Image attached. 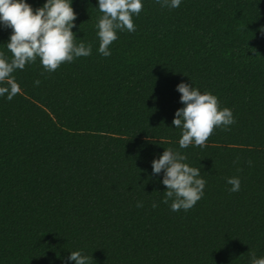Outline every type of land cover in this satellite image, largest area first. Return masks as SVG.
Masks as SVG:
<instances>
[{
  "label": "trees",
  "instance_id": "trees-1",
  "mask_svg": "<svg viewBox=\"0 0 264 264\" xmlns=\"http://www.w3.org/2000/svg\"><path fill=\"white\" fill-rule=\"evenodd\" d=\"M25 2L35 10L46 0ZM142 4L136 31L118 32L104 57L98 0H72L75 43L92 54L51 73L37 57L12 74L21 93L0 96V264H75L73 251L89 264L264 257V0ZM12 32L0 23L9 61ZM182 82L233 111L236 123L215 128L203 149L180 148L172 123L185 107ZM165 149L207 181L188 211L162 202L164 174L153 175L152 161ZM230 177L240 191L229 192Z\"/></svg>",
  "mask_w": 264,
  "mask_h": 264
},
{
  "label": "clouds",
  "instance_id": "clouds-1",
  "mask_svg": "<svg viewBox=\"0 0 264 264\" xmlns=\"http://www.w3.org/2000/svg\"><path fill=\"white\" fill-rule=\"evenodd\" d=\"M182 0H157L161 7L178 8ZM98 9L103 14L96 25L97 36L100 40L99 53L110 56V45L118 39V32L127 30L135 32L136 26L133 16L139 15L143 9L142 0H98ZM77 14L69 0H46V3L33 10L25 0H0V23L5 28L13 30L7 43L12 54L9 61L0 52V96L7 94L11 101L21 93L19 84L12 75L16 70H23L26 64L35 63L40 58L43 68L51 73L65 62H72L74 58L88 57L92 54V45L76 44L78 40L72 29ZM45 73L42 72L41 75ZM36 86L41 83L36 80ZM176 90L181 93L180 101L185 107L175 113L172 123L182 129L179 140L180 148H187L193 143L203 149L213 134L215 128L229 130V126L236 123L230 108L220 109L217 96L204 93L191 84L180 83ZM187 157L180 152L165 149L159 159L152 161L153 175L163 171L162 183L167 191L164 193L163 203L171 201L173 212L190 210L204 196L207 181L202 178L201 170L191 167L184 161ZM251 165V161H248ZM240 170V169H238ZM232 187L229 192L241 189L239 177H230L226 181ZM137 207H143L142 202ZM158 207L157 203L152 204ZM75 264H89L92 257L83 255L80 251H73L67 258ZM251 264H264V257L257 258L251 253Z\"/></svg>",
  "mask_w": 264,
  "mask_h": 264
}]
</instances>
